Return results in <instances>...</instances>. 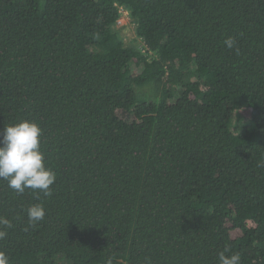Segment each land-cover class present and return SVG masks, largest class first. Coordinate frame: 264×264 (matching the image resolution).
Segmentation results:
<instances>
[{
    "label": "trees",
    "instance_id": "16d2710c",
    "mask_svg": "<svg viewBox=\"0 0 264 264\" xmlns=\"http://www.w3.org/2000/svg\"><path fill=\"white\" fill-rule=\"evenodd\" d=\"M24 120L56 180L0 179L9 264H264V0H0V134Z\"/></svg>",
    "mask_w": 264,
    "mask_h": 264
},
{
    "label": "clouds",
    "instance_id": "9594fccd",
    "mask_svg": "<svg viewBox=\"0 0 264 264\" xmlns=\"http://www.w3.org/2000/svg\"><path fill=\"white\" fill-rule=\"evenodd\" d=\"M235 41L229 37L225 45L232 48ZM42 129L34 122L27 120L9 124L0 134V179L6 180L8 187L17 194L25 190L41 193L45 198L52 196L51 186L55 183L56 174L45 166L44 154L40 150ZM30 224L42 220L45 215L42 203L31 205L27 210ZM0 226L11 227V222L0 217ZM0 230V239L6 236ZM219 264H240L238 253L219 254ZM0 264H9V257L0 251Z\"/></svg>",
    "mask_w": 264,
    "mask_h": 264
},
{
    "label": "rangeland",
    "instance_id": "374dc122",
    "mask_svg": "<svg viewBox=\"0 0 264 264\" xmlns=\"http://www.w3.org/2000/svg\"><path fill=\"white\" fill-rule=\"evenodd\" d=\"M117 26L122 28V31L126 35H131L132 34V24L129 22L128 15L125 14L124 12L120 13V17L117 20Z\"/></svg>",
    "mask_w": 264,
    "mask_h": 264
},
{
    "label": "built area",
    "instance_id": "2783aa9c",
    "mask_svg": "<svg viewBox=\"0 0 264 264\" xmlns=\"http://www.w3.org/2000/svg\"><path fill=\"white\" fill-rule=\"evenodd\" d=\"M125 10L123 8H120V13L124 12ZM125 14H127V11H125ZM143 44V43H142Z\"/></svg>",
    "mask_w": 264,
    "mask_h": 264
}]
</instances>
